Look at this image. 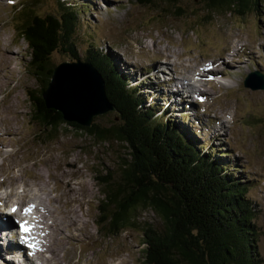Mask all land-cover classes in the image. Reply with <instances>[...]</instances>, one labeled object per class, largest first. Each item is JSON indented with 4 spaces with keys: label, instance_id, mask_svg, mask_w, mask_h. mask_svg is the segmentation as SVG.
<instances>
[{
    "label": "rangeland",
    "instance_id": "obj_1",
    "mask_svg": "<svg viewBox=\"0 0 264 264\" xmlns=\"http://www.w3.org/2000/svg\"><path fill=\"white\" fill-rule=\"evenodd\" d=\"M83 1L86 7L76 41L81 61L85 62L90 44L97 46L112 57L130 87L142 88L148 106L161 111L160 116L165 111L172 113L170 119L181 130L200 146L206 145L204 153L213 147L226 157L249 190L257 249L264 264V90L244 84L251 73L264 76V0L243 16L211 15L200 0H156L146 6L139 0ZM68 2L81 8L82 0ZM31 3L35 15L45 16L57 13L62 1L0 0V46L11 57L4 62L7 54L0 52V211L4 205H16L18 211L11 219L20 226L19 211L25 210L31 231L42 232L38 235L45 239V252L42 248L34 254L28 238L27 244H19L23 242L17 233L22 229L14 228L15 242L26 246L25 255L34 264H145L141 227H162L153 210L140 208L137 222L141 226L116 237L96 224L103 199L97 178L108 174L119 181L121 166L130 160L127 147L114 141L99 142L68 124L51 131L33 119L29 95L36 96L40 85L27 70L28 46L16 31L21 23L18 11ZM142 45L149 50L160 48L162 55L145 56ZM71 61L75 62L62 52L51 58L54 68ZM156 61L166 68L154 72ZM211 61H230L232 67L222 69L230 76L199 77L201 92L193 94L188 104L169 91L173 90L172 79ZM8 65L13 67L8 69ZM116 114L99 116L95 123H119ZM4 254L0 264H12L11 256Z\"/></svg>",
    "mask_w": 264,
    "mask_h": 264
},
{
    "label": "trees",
    "instance_id": "obj_2",
    "mask_svg": "<svg viewBox=\"0 0 264 264\" xmlns=\"http://www.w3.org/2000/svg\"><path fill=\"white\" fill-rule=\"evenodd\" d=\"M61 1L57 13L45 16L35 15L33 3L24 5L18 11L21 23L16 31L28 46L27 70L40 85L36 96L29 95L33 119L51 131L68 124L99 142H119L130 152L119 181L108 174L97 178L103 194L97 227L116 237L128 228H139L138 210L150 208L162 227H141L145 264H263L257 249L255 210L245 183L235 176L237 171L231 170L233 166L218 149L204 153L206 145L200 146L181 130L170 119L172 113L160 116L161 111L148 106L142 88L130 87L103 50L90 44L84 61L101 74L119 123L85 128L66 122L60 112L47 107L43 94L53 75L52 56L62 52L81 60L76 41L86 4L82 0L79 8L74 2ZM139 1L146 6L156 0ZM258 3L200 0L211 15L243 16Z\"/></svg>",
    "mask_w": 264,
    "mask_h": 264
},
{
    "label": "water",
    "instance_id": "obj_3",
    "mask_svg": "<svg viewBox=\"0 0 264 264\" xmlns=\"http://www.w3.org/2000/svg\"><path fill=\"white\" fill-rule=\"evenodd\" d=\"M244 84L255 91L264 90V76L251 73ZM43 96L47 107L60 112L66 122L85 128H91L95 118L115 111L101 74L92 64L81 60L57 65Z\"/></svg>",
    "mask_w": 264,
    "mask_h": 264
},
{
    "label": "bare ground",
    "instance_id": "obj_4",
    "mask_svg": "<svg viewBox=\"0 0 264 264\" xmlns=\"http://www.w3.org/2000/svg\"><path fill=\"white\" fill-rule=\"evenodd\" d=\"M141 49H142V52H143V54L145 56H150V55L159 56V55H162V53L159 52L160 48L158 49V48L154 47L153 50L151 48L149 50L148 47L142 45ZM1 51L4 52L5 54H7V55H4L5 56L3 58L4 62H5V60L9 61L10 60L9 58H11V57H8L9 51L7 49H5L2 45L0 46V52ZM247 52H248L247 49H245L243 51V53H245V54ZM231 61L235 62L234 59H232ZM156 62H157L156 65H153V67H152V70L154 72L163 70L162 68H166V66L164 67L159 61H156ZM232 65L233 64L230 63V61H228L227 63H225L223 61L222 62L221 61H211V62H209V64L197 65V66H195L193 68H190V70L188 72H186L185 76H182L181 78H178V79H172L170 81V83L172 82V84H173V90L171 88V89H169V91L174 93V94H177L176 98L177 97L181 98L184 103L188 104L189 102H191V98H192L193 94H195L196 92H198V93L201 92V89L198 87L199 77L208 78V77H211V76H214V75L215 76H220V77H222L221 75H227V76H224V77H229L230 75H228L227 72H225V70H222V69L223 68L227 69L228 67H232ZM12 67L13 66L8 65V69L9 68L11 69ZM191 72H194V74L191 73ZM181 73H183V72H181ZM181 83H182V85H181ZM193 90H196V91H193ZM184 91H188L189 94H184L183 93ZM12 131L13 130H10L9 133L12 132ZM28 206H30V205H28ZM33 211H34V208H33ZM20 214H19L20 215V226H19V224H17L11 218H8V217H6V216H4V215H2L0 213V232H1V235H2L0 237V256H2V253L4 254L5 250H9V251H11V253L10 254H4V257L6 258V257L11 256V257L8 258V260L12 261L11 262L12 264H34V260H31L30 258H28L25 255V250H27L26 246H22V245L17 244V242H15L16 236L13 235V232L16 231L14 228L17 227V229H22V227L25 224V222L31 228V226L29 225L30 224V220H31L29 215L25 212V210H23V211L20 210ZM27 217H28V220H26ZM13 222L16 225L15 224L13 225ZM52 225H54V222L52 223ZM56 232L57 231L54 230L55 235H57ZM58 232L61 234L62 230L58 229ZM38 233L42 234V232L39 231V230H36V233H34L33 231H30V232H27V233L23 231V234L25 235V238L27 237L32 243L34 254L35 253L40 254V251L43 248V244L44 245L46 244L44 238L41 239L42 241L40 240V236L38 235ZM9 240H11V243L10 242L9 243L6 242V241H9ZM7 245L8 246L11 245L12 247H7ZM42 252H45V248L42 249ZM46 252L50 253V250H48ZM4 257H2V258H4Z\"/></svg>",
    "mask_w": 264,
    "mask_h": 264
},
{
    "label": "snow or ice",
    "instance_id": "obj_5",
    "mask_svg": "<svg viewBox=\"0 0 264 264\" xmlns=\"http://www.w3.org/2000/svg\"><path fill=\"white\" fill-rule=\"evenodd\" d=\"M13 211H15V209H13ZM28 211H30V209ZM22 230L27 233V232H30L31 231V228L25 222V224L22 227Z\"/></svg>",
    "mask_w": 264,
    "mask_h": 264
}]
</instances>
